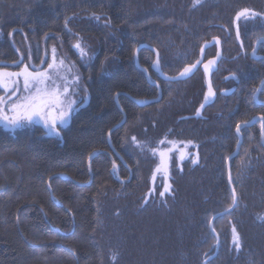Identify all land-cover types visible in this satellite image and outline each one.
Here are the masks:
<instances>
[{
    "label": "trees",
    "instance_id": "16d2710c",
    "mask_svg": "<svg viewBox=\"0 0 264 264\" xmlns=\"http://www.w3.org/2000/svg\"><path fill=\"white\" fill-rule=\"evenodd\" d=\"M244 9L264 13V0H0V66L46 68L55 48L79 76V105L88 97L62 140L40 125L0 126V264H264L262 121L236 131L264 118V43L252 57L264 20L239 21L241 47ZM215 38L216 100L194 118L204 73L166 81L156 53L177 76ZM205 50L207 60L218 49ZM173 139L197 145L199 164L174 163L173 195L143 204L152 151ZM233 191L235 208L211 228Z\"/></svg>",
    "mask_w": 264,
    "mask_h": 264
},
{
    "label": "snow or ice",
    "instance_id": "6c2138e0",
    "mask_svg": "<svg viewBox=\"0 0 264 264\" xmlns=\"http://www.w3.org/2000/svg\"><path fill=\"white\" fill-rule=\"evenodd\" d=\"M249 13L248 9L241 10L237 13V19ZM219 43V41H216ZM74 47L79 50L81 57L86 56L87 52L84 50L79 42L74 44ZM199 63V61L197 62ZM214 61H208L204 65L205 72L208 71V65ZM44 62H41V67L24 64L19 71H7L3 66H0V89H3L4 95H0V123H4L7 127L12 129L22 128L25 125H31L34 121H40L44 126L51 131L56 132L57 122L61 125L70 119L72 111V103L68 99L70 88L72 85L68 83L69 77L61 74V69L65 73L70 72L71 69L64 68V61H57L56 49H52V62L43 67ZM193 65L192 68H195ZM192 69L184 68L180 73L185 76ZM72 84H78L79 76L72 77ZM21 81L23 87L21 88ZM211 87L209 86V95H212ZM207 96L205 99L207 100ZM264 119V118H262ZM264 127V125H262ZM236 131H241V126L237 124ZM135 142L136 138H132ZM161 144L165 141L161 140ZM174 147L176 141H169ZM191 144V141L186 142ZM171 151V150H169ZM154 155H159L160 165H166L168 153L161 150L153 149ZM184 151H180L179 159H184ZM196 161L194 160L193 163ZM161 167L158 166L156 171H160ZM163 195V193H161ZM236 198L233 191L232 204L227 211L230 212L231 207L235 206ZM233 231V243L236 245L237 250L240 248L239 236L235 228Z\"/></svg>",
    "mask_w": 264,
    "mask_h": 264
},
{
    "label": "water",
    "instance_id": "95a60500",
    "mask_svg": "<svg viewBox=\"0 0 264 264\" xmlns=\"http://www.w3.org/2000/svg\"><path fill=\"white\" fill-rule=\"evenodd\" d=\"M239 12L240 11H238L237 13H239ZM237 13L235 14V19H234V26L235 27H237L238 21L241 18L244 17V16H242L239 19H237ZM249 13H251L250 10H249ZM226 31L228 33V30H226ZM236 37H238L239 44L242 47L241 38L239 37L238 30H236ZM217 40L219 41V43L216 42ZM214 45H216V47L218 49L215 57L207 59V60H204V55H205V51H206L205 49L209 48V47H212ZM220 46H221V44H220V40L218 38H215L214 40H212L210 42L204 43L203 46L200 49L201 52H200V56H199L198 60H196V62L194 64H192L191 66H187L188 68H191L192 70L188 74H186L185 76H181L179 74L177 76H171L170 77V76H167L166 74H163V72L161 70L160 63L158 61L159 55L156 53V60H155L154 68H155L156 72L158 74H160L162 76V78L164 80H166V81L171 82V81H182V80L188 79L191 76H193L194 72L197 71L199 68L204 73V79H205V83H206V91H205V94H204L205 96H204V99H203L202 103L200 104V107L197 109L195 115L193 116L194 118L195 117L196 118L200 117L202 115L203 111L206 109V107H208V105L212 104L216 100L217 94L214 91L213 84L211 83V79H212V75L217 70L218 64L220 63L221 58H222V49H221ZM142 48H147V46L141 45L135 51V53H136L135 54V63L136 64H138V59H137L138 58V51L141 50ZM252 57H254V51L252 52ZM198 61H199V63H197ZM208 61H214V63L208 65V71L205 72L204 65L207 64ZM193 65H196V67L192 68ZM183 70L184 69H182L181 72ZM145 73H146V75H148L146 71H145ZM228 78H232V77H228ZM209 86L211 87L212 93H214L212 95H209ZM230 92H231L230 90H227V91H224L223 93L224 94H228ZM206 96L208 97L207 100L205 99ZM140 102L142 104H146L147 105V104H149V102H152V101L151 100H149V101L140 100ZM257 120H259V119L258 118L252 119L251 122L240 124V126H250L252 123L256 122ZM262 125H263V123H262ZM263 129H264V127H262V132H263ZM239 138H240V135H239ZM169 141H176L175 147L171 143H169ZM186 142H188V140H185V141L178 140V139L167 140L164 144L160 143V145L157 148H155V150H157V152L163 150V151L168 153L167 159H166V165L165 166H161L160 165V157H159V155H154L155 156V163L153 164L154 166L152 167V170H151V172L149 174V180H148L149 189H148V191L145 194V198H144L145 200H144L143 204L148 203L150 201V199H151L150 197L155 195V193H156V187L155 186H156V183H157L158 179H160V178L163 179V183H162V186H161L162 187L161 191L159 193V198L165 200L166 196H172L173 195L174 186L172 184L173 175L171 174V170H172L171 162L174 159V157H176L177 163L179 164V167L181 169H182L183 164L191 156H193V161L194 160L196 161L195 163H193V161H192L193 166H196L197 164H199V155H198V151H197V148H196L195 144L193 142L191 144H187ZM240 143H241V138H240V141L238 143L236 152H234L230 156V158H232L233 156H235L239 152ZM190 148H195V152L194 153L190 152ZM169 150H171V151H169ZM181 150H183L184 153H185L184 159L182 161L179 159V155H180V151ZM152 153H153V151H152ZM230 158L227 160L228 161V172H229V183H230V180H231V172L229 171V169H230ZM158 166L161 167L160 171H156ZM231 186H232V184H231ZM161 193H163V195H161ZM235 198H236V202H237V195H235ZM234 208H235V206H233L231 208L230 212L233 211ZM227 213H229V211L226 210V211H223L222 213L214 215L212 217L213 219L211 220V228H212V223H213V221L215 219H217L218 217H220L222 215H225ZM217 240H218V243H217V249H218L219 242H220L218 236H217ZM204 264H207V263L204 262Z\"/></svg>",
    "mask_w": 264,
    "mask_h": 264
},
{
    "label": "rangeland",
    "instance_id": "374dc122",
    "mask_svg": "<svg viewBox=\"0 0 264 264\" xmlns=\"http://www.w3.org/2000/svg\"><path fill=\"white\" fill-rule=\"evenodd\" d=\"M35 67H37V68H40V65H38V66H35ZM5 70H7V71H19V70H9V69H5ZM61 74L62 75H66L67 77H68V75L67 74H65L64 73V71H63V69H61ZM68 83L70 84V85H72L71 86V88H70V93H69V96H68V99L70 100V101H73V103H72V105H71V107H72V111H71V116H70V119H68V121L66 122V123H64V124H60L59 122H57V130H58V132H59V134L57 135L56 134V132H54V131H51L50 129H48V128H46L45 126H44V124L42 123V122H40V121H34L31 125H25L24 127H22V128H18V129H23V128H27V126H38V125H40V126H42L44 129H45V131H46V134L47 135H51V136H54V137H56V138H58V139H60V140H62L63 139V135H62V129H65V128H67L71 123V119H72V116H73V114H75L76 113V111L77 110H79L80 108H82V106H84L87 102H88V97H86L85 98V102L82 104V105H79V103H80V94H79V92L77 91V89L75 88V86L72 84V80H71V78H69L68 79ZM21 88L23 87V85H22V81H21ZM0 93H1V95H4V92H3V89H0ZM0 126L3 128V129H7V130H9V131H11V132H15V130H17V129H12V128H10V127H7L4 123H0ZM191 149V148H190Z\"/></svg>",
    "mask_w": 264,
    "mask_h": 264
},
{
    "label": "flooded vegetation",
    "instance_id": "af4514ba",
    "mask_svg": "<svg viewBox=\"0 0 264 264\" xmlns=\"http://www.w3.org/2000/svg\"><path fill=\"white\" fill-rule=\"evenodd\" d=\"M249 10V9H248ZM239 11H241V10H239ZM251 11V13H249V14H247L246 16H244L243 18H241L240 20H244V21H247V20H249V19H251V18H259V19H261V20H264V13H260V12H255V11H253V10H250ZM239 20V21H240ZM239 21H238V23H239ZM238 23H237V25H238ZM262 25V24H261ZM263 26V25H262ZM237 30H238V32H239V29H238V26H237ZM241 43H242V41H241ZM262 43H264V37H260L259 38V40L255 43V45H254V57L256 56V52L257 51H259V49H260V47H262ZM260 46V47H259ZM263 48V47H262ZM260 58H263L264 59V54H260V56H259V59ZM258 59V58H257ZM257 96H258V94H256L255 95V98L257 99ZM138 102H140V100L138 101ZM262 123H263V125H264V120H262ZM166 142V141H165ZM154 155V154H153ZM154 158H155V156H154ZM193 159V157L191 156L188 160H192ZM174 163H177V159H176V157H174V159L172 160V162H171V164H172V169H173V167H174ZM177 165H178V167H179V164L177 163ZM171 174H172V170H171ZM162 183H163V179L162 178H160V179H158V181H157V183H156V193H155V195H153V196H159V193H160V191H161V186H162ZM152 196V197H153Z\"/></svg>",
    "mask_w": 264,
    "mask_h": 264
},
{
    "label": "bare ground",
    "instance_id": "6f19581e",
    "mask_svg": "<svg viewBox=\"0 0 264 264\" xmlns=\"http://www.w3.org/2000/svg\"><path fill=\"white\" fill-rule=\"evenodd\" d=\"M258 119L261 120V121L263 120V119H260V118H258ZM257 121H258V120H257ZM257 121H256V122H257ZM195 146H196V148H197V145H195ZM190 152L194 153V152H195V148H191V149H190ZM198 155H199V154H198ZM230 156H231V155H230ZM192 157H193V156H192ZM229 158H230V157H229ZM229 158H228V159H229ZM228 159H227V160H228ZM192 161H193V159H192ZM184 164H185V163H184ZM227 165H228V162H227Z\"/></svg>",
    "mask_w": 264,
    "mask_h": 264
}]
</instances>
